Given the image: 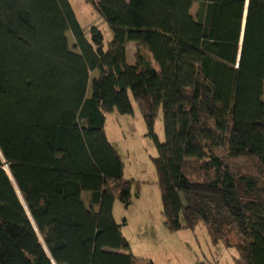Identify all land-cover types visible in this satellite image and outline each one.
Here are the masks:
<instances>
[{"label":"trees","instance_id":"16d2710c","mask_svg":"<svg viewBox=\"0 0 264 264\" xmlns=\"http://www.w3.org/2000/svg\"><path fill=\"white\" fill-rule=\"evenodd\" d=\"M87 1L107 48L70 0H0V264H155L114 214L135 179L107 114L132 115V99L157 148L165 226L234 234V263L264 264V0Z\"/></svg>","mask_w":264,"mask_h":264},{"label":"rangeland","instance_id":"374dc122","mask_svg":"<svg viewBox=\"0 0 264 264\" xmlns=\"http://www.w3.org/2000/svg\"><path fill=\"white\" fill-rule=\"evenodd\" d=\"M86 37L90 38V29L97 26L104 34V46L108 47L113 33L87 0H70ZM197 5L192 12L195 14ZM70 49L79 52L71 32H68ZM128 48L129 62L136 61L138 45L130 43ZM147 53L145 49H142ZM98 76L97 71L90 74L88 95L92 93V80ZM134 113L121 114L117 110L107 114L106 131L109 139L116 145L123 161L124 173L127 178H134L133 202L126 208L116 200L114 214L122 223L124 235L130 243V251L155 264H235L238 256L235 244L238 238L234 234L227 236V244L223 240L213 241L207 227L199 223L194 229L185 228L178 231L169 230L163 220L162 194L158 184V175L153 162L157 156L154 140L147 134L148 129L137 102L132 99ZM155 133L165 141L162 111L155 122ZM87 199V194H84Z\"/></svg>","mask_w":264,"mask_h":264},{"label":"crops","instance_id":"0c3cea01","mask_svg":"<svg viewBox=\"0 0 264 264\" xmlns=\"http://www.w3.org/2000/svg\"><path fill=\"white\" fill-rule=\"evenodd\" d=\"M132 43V42H131ZM128 48H129V46H128ZM128 60H129V56H128ZM118 221V220H117ZM118 222H120V221H118ZM121 223V222H120Z\"/></svg>","mask_w":264,"mask_h":264},{"label":"water","instance_id":"95a60500","mask_svg":"<svg viewBox=\"0 0 264 264\" xmlns=\"http://www.w3.org/2000/svg\"><path fill=\"white\" fill-rule=\"evenodd\" d=\"M54 264H56V263L54 262Z\"/></svg>","mask_w":264,"mask_h":264}]
</instances>
